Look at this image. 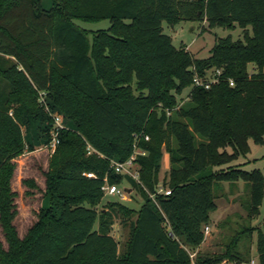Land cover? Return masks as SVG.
<instances>
[{
	"label": "trees",
	"instance_id": "1",
	"mask_svg": "<svg viewBox=\"0 0 264 264\" xmlns=\"http://www.w3.org/2000/svg\"><path fill=\"white\" fill-rule=\"evenodd\" d=\"M103 19L109 27L94 32L76 23ZM182 20L251 32L217 37L210 55L198 58L163 30ZM211 69L222 70L219 83L193 84ZM50 110L75 126L59 131L45 172L46 191L58 201L20 236L12 180L15 160L30 148L23 126L33 117L44 122L48 148ZM251 141L264 144V0H54L50 8L0 0V226L8 244L0 241V264H237L239 241L255 231L264 264V213L260 227H243L223 251L195 258L189 251L205 240L216 181L249 182L248 217L261 213L263 172L233 163ZM137 148L146 152L136 159L140 182L111 171L110 159L126 160ZM164 152L171 193L155 202L148 192L157 191ZM106 176L140 193L138 210L112 199L98 210ZM22 182L36 187L32 178ZM132 215L119 253L114 219Z\"/></svg>",
	"mask_w": 264,
	"mask_h": 264
},
{
	"label": "rangeland",
	"instance_id": "2",
	"mask_svg": "<svg viewBox=\"0 0 264 264\" xmlns=\"http://www.w3.org/2000/svg\"><path fill=\"white\" fill-rule=\"evenodd\" d=\"M42 5L44 8H50L54 5V0H42ZM76 23L89 32L105 29L110 25L108 19L97 22L76 20ZM163 30L171 36L175 46L186 45L187 49L198 58L210 55V50L217 37L231 35L234 39H238L243 38L245 31L251 32L250 27L239 24H235L232 29L224 27L213 28L209 26L206 20H182L175 25L164 22ZM248 68L250 72L255 70L252 63L249 64ZM189 90L190 88H187L183 91V99H186ZM41 96L42 98L44 97L43 94ZM49 113L52 117L55 114L61 116L62 123L65 127H75L70 120H65L58 111L50 110ZM44 124L40 119L33 117L30 119L28 125L23 126L25 140L30 148L26 149L15 160L16 168L12 180V188L17 192L15 201L18 207V214L14 223L20 236H24L29 227L37 220L38 212L42 208L48 206L54 208L58 201L56 197L47 193L45 186V172L49 167L51 153L45 144L47 136L44 131ZM250 145V152L246 155L239 156L233 163L234 165L240 164L246 170L260 169L264 175V144H256L251 141ZM161 162L162 167L159 173V184H163L167 188L165 182L167 181L170 169V157L167 152L163 153ZM26 178L34 179L36 187L31 188L23 184L22 181ZM123 185L132 188L131 194L123 198L105 196L98 206V210H101L109 199L120 201L134 210H138L143 203V198L130 183L124 181L120 186L122 187ZM214 194L217 207L211 211L209 219V225L212 228L209 237L212 238L213 248L202 250L201 253H218L223 251L225 244L234 238L236 233L243 227H260L264 213L263 201L260 207L261 213L252 218L248 217L251 187L249 182L242 179L237 181H216L214 183ZM148 195H150L149 192ZM134 218L135 216L132 215L125 219L120 217L114 219L111 233L118 243L119 253L126 250ZM0 241L5 247L8 246L1 226ZM239 248L242 252V257L237 264H251L253 259L258 264L256 231L250 237L241 239L239 241ZM189 251L195 258L198 252L192 249H189Z\"/></svg>",
	"mask_w": 264,
	"mask_h": 264
},
{
	"label": "built area",
	"instance_id": "3",
	"mask_svg": "<svg viewBox=\"0 0 264 264\" xmlns=\"http://www.w3.org/2000/svg\"><path fill=\"white\" fill-rule=\"evenodd\" d=\"M221 75H222L221 69H211L207 71V73L204 76L195 75L193 78V84L195 86L209 89L210 87H212V85L219 83V81L221 80ZM230 83H233V80H230ZM53 118L55 125L51 131L52 139L48 144V150L50 151L51 154L55 152L57 144L59 143V131L62 128H65V126L62 123L61 116L55 114ZM145 138L148 140L149 136H145ZM89 149H91L90 145H89ZM145 153H146L145 151L137 148L135 152L126 160L121 161L118 159H110V169L112 172L115 173L129 175L135 180L140 182V171H139L140 167L136 162V159H137V155L145 154ZM85 174L88 177H96V174L93 172H87ZM104 181L105 183L102 186V190L104 191V194L106 196H115L118 198H123L129 196L132 192L131 188H127V186L121 187L119 184L116 183L111 184L108 180V176L104 178ZM160 193L168 195L171 193V190L169 188H165L163 184H159L156 193H150V197L156 202L155 197L157 194ZM209 232H210V227L206 226L205 233L208 234ZM191 257L194 258L192 254ZM251 264H256V260L253 259L251 261Z\"/></svg>",
	"mask_w": 264,
	"mask_h": 264
},
{
	"label": "crops",
	"instance_id": "4",
	"mask_svg": "<svg viewBox=\"0 0 264 264\" xmlns=\"http://www.w3.org/2000/svg\"><path fill=\"white\" fill-rule=\"evenodd\" d=\"M209 227H210V232H209L208 234H206V236H205V240L202 242V244H201L199 247H197V248L194 250L195 252H201L202 250L210 249L211 247L213 248V246H212L213 243L211 242V241H212V238L209 237L212 228H211L210 225H209Z\"/></svg>",
	"mask_w": 264,
	"mask_h": 264
}]
</instances>
